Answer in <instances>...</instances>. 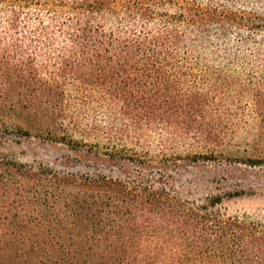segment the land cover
Masks as SVG:
<instances>
[{
    "label": "trees",
    "instance_id": "16d2710c",
    "mask_svg": "<svg viewBox=\"0 0 264 264\" xmlns=\"http://www.w3.org/2000/svg\"><path fill=\"white\" fill-rule=\"evenodd\" d=\"M234 3L0 0V124L90 170L0 158V264H264V220L184 197L165 172L226 142L233 82L203 63L238 59L232 28L264 30Z\"/></svg>",
    "mask_w": 264,
    "mask_h": 264
},
{
    "label": "rangeland",
    "instance_id": "374dc122",
    "mask_svg": "<svg viewBox=\"0 0 264 264\" xmlns=\"http://www.w3.org/2000/svg\"><path fill=\"white\" fill-rule=\"evenodd\" d=\"M232 9L246 17L254 15L251 22L264 25V0H235ZM243 40L249 45L240 47ZM222 44L241 52L238 59L208 58L203 65L211 68V74L216 72L211 79L233 82L226 142L212 155L183 159L165 172L172 178L171 187L184 197L199 200L220 194L225 214L264 220V114H254L252 100L254 95L260 98L264 108V30L232 28ZM96 114V120L102 121V112ZM12 126L0 124V158L35 170L46 167L63 174L90 171L66 145L35 132L21 133ZM228 195L233 197L227 199Z\"/></svg>",
    "mask_w": 264,
    "mask_h": 264
}]
</instances>
